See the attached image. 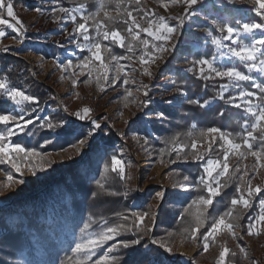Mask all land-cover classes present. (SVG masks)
<instances>
[{
    "label": "rangeland",
    "instance_id": "obj_1",
    "mask_svg": "<svg viewBox=\"0 0 264 264\" xmlns=\"http://www.w3.org/2000/svg\"><path fill=\"white\" fill-rule=\"evenodd\" d=\"M133 1L140 4L136 9L139 13H126L127 26L139 45L132 47L130 43L126 56H112L104 62L99 40L120 48L125 39L117 31L102 29L100 22L90 28L83 5L65 8L56 0H20L16 4L0 0V54L24 60L31 67L32 78L55 93L56 107L50 109L48 102L36 117L45 116L48 110H60L75 122L77 131L88 126L87 134L70 151L28 155L12 138L29 123L25 107L32 99L0 79V89L11 103L9 113L0 117V124L5 126L0 132V216L10 227L24 222L19 208L3 212L1 207L26 194L25 207L36 205L40 226L59 239L61 248L66 247L73 237L67 210L62 208L68 199L59 198V186L51 179L58 175L53 166L65 167L76 157L83 170L103 157L99 137L119 129L112 149V169L133 196L129 207L135 211L137 223L145 216L152 220L151 240L158 207L170 202L178 205L187 189L171 182L169 172L176 160L161 163L152 159L140 130L151 133L150 120L162 119L156 105L177 107L185 101L186 94L175 83L176 73H194L203 79L225 81L217 97L203 106L225 97L228 103L243 109V127L248 131L242 144L234 143L218 129L207 130L203 142H193L194 154L188 160L203 162L200 181L210 196L204 204L218 193L219 180L229 170L228 159L232 158L239 164L246 186L244 195L232 203L249 216L246 224L236 229L219 219L201 239L189 245H152L165 253L169 261L164 264H194L197 260L203 264H264V162L250 146V131L263 121L264 106L256 103L246 79L248 72L250 77L256 74L253 70L264 71V0ZM164 4L174 8L175 14L161 12ZM109 14L116 12L101 13ZM206 46L212 48L211 57H195ZM49 47L58 55L46 59L42 53L50 55ZM218 141L222 158H204ZM183 149L180 145L172 147L173 152ZM147 191L154 193L152 210L141 213L138 209L148 199ZM261 193L263 197L259 198ZM228 256L236 261L227 263Z\"/></svg>",
    "mask_w": 264,
    "mask_h": 264
},
{
    "label": "trees",
    "instance_id": "obj_2",
    "mask_svg": "<svg viewBox=\"0 0 264 264\" xmlns=\"http://www.w3.org/2000/svg\"><path fill=\"white\" fill-rule=\"evenodd\" d=\"M20 0H13L16 4ZM59 6L70 8L83 5L84 18L87 25L93 28L100 22L102 29L117 31L125 41L118 48L113 42L99 40L103 53V61L112 56H126L127 47L138 46L128 31L126 13L138 14L140 4L133 0H56ZM29 7V4H25ZM31 7V6H30ZM29 7V8H30ZM103 11L116 12L107 16ZM259 21L258 19H256ZM80 21V20H78ZM98 29H101L98 27ZM50 55L42 53L46 59L58 55L49 47ZM212 48L206 46L195 54L197 58H210ZM264 59V55L262 56ZM30 66L24 60L0 54V79H4L8 87L18 90L32 99L25 107L26 121L20 135L12 138L14 144L21 145L28 155L42 156L58 151H70L87 134L88 126L77 131L75 122L60 110H48L43 117H36L49 102L50 109L56 107L53 101L55 93L46 85L35 81L30 73ZM247 89L256 95V103L264 106V75L251 74ZM86 81V80H85ZM222 79H203L194 73L177 72L176 85L186 94L185 101L177 107L165 104L155 106L162 119L152 118L149 122L151 133L140 130L145 137L152 159L171 165L170 179L176 187L187 189L178 205L170 202L161 204L157 210L156 228L152 232V220L145 216L140 222L135 219V211L129 207L133 196L126 191L124 180L112 169V149L115 145V133L109 131L99 137L103 143V157L83 170L73 157L71 164L53 166L58 173L51 177L54 185L59 186L58 195L61 200L67 196V218L73 237L64 248L59 239L45 230L38 222L36 205L25 207L23 194L2 206L3 212L17 207L24 216L14 227L5 223L0 216V264H164L169 261L165 253L157 247L171 248L176 243L191 244L196 238L201 239L219 219H225L233 229L244 226L249 215L233 206V201L244 195L246 186L242 180L239 164L228 159L231 164L227 173L220 178L218 193L208 204H204L210 196L206 186L200 181L203 173V162L188 160L193 156V142H203L207 130L218 129L234 143H243L248 131L244 129L246 122L243 109L231 105L221 98L210 106L203 104L217 97ZM256 83V87L254 84ZM10 100L0 89V117L9 113ZM5 126L0 124V132ZM134 128V126H133ZM251 150L257 153L264 162V119L258 128L250 131ZM216 142L211 152L204 158H222ZM180 145L182 151L173 152L172 147ZM217 145V146H216ZM185 161V162H182ZM87 162L86 160L83 163ZM148 199L138 209L144 213L152 210L154 193L147 191ZM263 197L261 193L259 196ZM33 201L32 196L28 197ZM112 233L111 235L108 232ZM105 236H109L105 238ZM157 246H153V245ZM105 251L109 256L105 257ZM214 260H212L213 262ZM227 263L236 261L228 256ZM171 264H183L176 261ZM194 264H203L197 260Z\"/></svg>",
    "mask_w": 264,
    "mask_h": 264
},
{
    "label": "crops",
    "instance_id": "obj_3",
    "mask_svg": "<svg viewBox=\"0 0 264 264\" xmlns=\"http://www.w3.org/2000/svg\"><path fill=\"white\" fill-rule=\"evenodd\" d=\"M148 3H150L149 0L146 1V4H148ZM250 8H251V6H250ZM174 10H175L174 8L170 7L169 5L167 6L166 4H164V9H163V8H162V10L160 9V11L163 12V13H165V14H169V13H171V14H175V11H174ZM258 16H259V15H258ZM260 17H261V15H260ZM262 22L264 23V20H262ZM261 26H264V24H262ZM151 47H152V46H151ZM252 72H255L256 74H259V75H264V71L253 70ZM249 74H250V73L248 72V74H247V76H246V79H247L248 81H251V78L248 77Z\"/></svg>",
    "mask_w": 264,
    "mask_h": 264
},
{
    "label": "bare ground",
    "instance_id": "obj_4",
    "mask_svg": "<svg viewBox=\"0 0 264 264\" xmlns=\"http://www.w3.org/2000/svg\"><path fill=\"white\" fill-rule=\"evenodd\" d=\"M31 57L34 59V62H37L36 56L31 55Z\"/></svg>",
    "mask_w": 264,
    "mask_h": 264
},
{
    "label": "built area",
    "instance_id": "obj_5",
    "mask_svg": "<svg viewBox=\"0 0 264 264\" xmlns=\"http://www.w3.org/2000/svg\"><path fill=\"white\" fill-rule=\"evenodd\" d=\"M109 79L111 80V77H109ZM164 96L166 97V94H164Z\"/></svg>",
    "mask_w": 264,
    "mask_h": 264
}]
</instances>
